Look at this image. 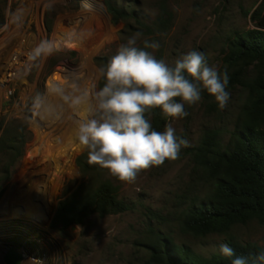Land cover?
<instances>
[{
	"label": "rangeland",
	"instance_id": "374dc122",
	"mask_svg": "<svg viewBox=\"0 0 264 264\" xmlns=\"http://www.w3.org/2000/svg\"><path fill=\"white\" fill-rule=\"evenodd\" d=\"M0 1L4 8L0 143L4 130L17 137L22 134L25 142L17 161L0 152V264H7L6 255L12 250L23 257L21 264H151L148 245L156 234L204 257L222 255L220 245L231 238L264 248V226L257 221L237 225L226 235L205 237L185 234L180 222L181 215L211 190L208 174L195 163L193 151L209 131L219 133L221 143L227 144L247 99L246 85L256 76L257 65L232 67L226 58L231 40L250 30L249 20L263 0ZM106 1L133 12L149 27L158 21V32L137 42L138 47L144 40L157 42L158 49H147L157 59L174 66L181 56L200 51L210 67L227 72L229 79L237 74L239 82L226 89L230 99L224 109L202 89L200 101L185 104L186 117L168 118L175 134L188 141L177 159L142 171L132 183L108 175L129 208L126 213L94 216L79 226L54 229L59 202L77 194L84 182L76 162L87 149L76 139L75 122L87 118L94 93L100 90L96 59L112 58L133 35L126 28L135 26L134 21L115 24ZM43 42L54 50L38 52ZM54 87L81 96V103L63 100ZM37 95L44 98L51 115L33 108ZM15 196L19 203H28L31 216L11 208Z\"/></svg>",
	"mask_w": 264,
	"mask_h": 264
},
{
	"label": "trees",
	"instance_id": "16d2710c",
	"mask_svg": "<svg viewBox=\"0 0 264 264\" xmlns=\"http://www.w3.org/2000/svg\"><path fill=\"white\" fill-rule=\"evenodd\" d=\"M106 7L115 24L134 21L135 26L127 25L129 34L140 32L142 36H153L158 32V21L154 27H149L133 12L118 8L110 1H106ZM3 10V1H0V27L4 25ZM251 19L261 30H249L233 38L229 44L226 63L232 67L254 64L258 66V70L246 85L247 99L227 144L221 143L219 133L209 131L193 151L195 163L208 174L211 190L206 198L192 204L181 215V229L185 234L197 237L226 235L233 227L251 221L264 226V0ZM125 34L122 32L121 36L125 37ZM110 59L111 57L97 58L96 64L100 68L104 67ZM238 82V75L234 74L226 89ZM104 84L102 77L100 89ZM177 101L180 102L179 98ZM145 118L151 123L153 130H165L168 118L161 109L146 112ZM24 146L22 134L17 137L4 130L0 152L4 150L10 153L17 161L24 154ZM166 162L167 160L164 164ZM76 164L84 177L83 185L77 194L59 202L53 220L54 229L79 226L94 216L106 218L129 210L119 198V187L107 178L111 175L109 171L88 163V151L77 159ZM5 170L8 173L9 167ZM1 196L0 191V198ZM227 244L234 249L236 256L253 257L264 251L263 247L256 244H243L233 238ZM148 248L151 264H232V260L236 258L220 254L204 257L188 247L175 244L167 237H158L157 234Z\"/></svg>",
	"mask_w": 264,
	"mask_h": 264
},
{
	"label": "clouds",
	"instance_id": "9594fccd",
	"mask_svg": "<svg viewBox=\"0 0 264 264\" xmlns=\"http://www.w3.org/2000/svg\"><path fill=\"white\" fill-rule=\"evenodd\" d=\"M248 28L259 31L251 20ZM137 32L121 44L107 65L98 71L104 86L94 93L95 104L89 105L87 118L75 122V135L79 144L88 151V163L99 165L119 181L132 183L139 173L166 160H175L188 141L175 134L169 123L164 131L153 130L145 113L159 108L166 118L176 119L188 115L185 104L191 106L201 99V90L214 97L224 109L230 99L226 90L229 76L210 67L204 53L192 50L169 66L147 49H158L157 42H137ZM54 47L43 42L38 52L51 53ZM52 91L63 100L80 104L81 96L65 94L60 87ZM177 98L181 102L177 101ZM33 108L41 114L51 115L43 97L37 95ZM220 253L236 257L232 264H264V251L253 257L236 256L233 248L224 243Z\"/></svg>",
	"mask_w": 264,
	"mask_h": 264
},
{
	"label": "bare ground",
	"instance_id": "6f19581e",
	"mask_svg": "<svg viewBox=\"0 0 264 264\" xmlns=\"http://www.w3.org/2000/svg\"><path fill=\"white\" fill-rule=\"evenodd\" d=\"M90 4L87 2L85 7H84V12L86 13L88 11V8H89ZM90 11V10H89ZM78 20H80V22H82L83 20L85 21V18L84 17H79ZM87 21V20H86ZM87 23V22H86ZM74 25V24H73ZM75 28V26H73ZM79 28V25L78 27ZM76 28V29H77ZM81 30V29H80ZM63 126V125H62ZM74 126V125H73ZM71 131V130H70ZM69 133V132H68ZM73 134V133H72ZM65 136V135H64ZM75 136V135H74ZM53 167V166H52ZM55 167V166H54ZM56 168V167H55ZM55 170V169H54ZM33 186V185H32ZM36 186L32 187V189H30L28 192L29 193H33V188H35ZM18 197H13V200H12V203H11V208L12 209H15L16 212L19 214V215H22L24 216L25 214H23L24 212L25 213H29V216L32 215V212L30 211V206L28 205V203H26V205L24 204H21L19 203L20 200H17ZM28 217V216H27Z\"/></svg>",
	"mask_w": 264,
	"mask_h": 264
},
{
	"label": "water",
	"instance_id": "95a60500",
	"mask_svg": "<svg viewBox=\"0 0 264 264\" xmlns=\"http://www.w3.org/2000/svg\"><path fill=\"white\" fill-rule=\"evenodd\" d=\"M7 264H21L23 257L19 255L15 250L10 251L5 258Z\"/></svg>",
	"mask_w": 264,
	"mask_h": 264
}]
</instances>
